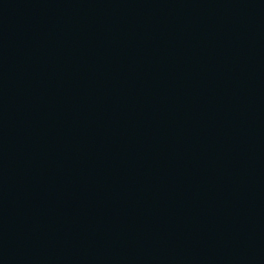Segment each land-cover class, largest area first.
Segmentation results:
<instances>
[{
	"label": "water",
	"instance_id": "95a60500",
	"mask_svg": "<svg viewBox=\"0 0 264 264\" xmlns=\"http://www.w3.org/2000/svg\"><path fill=\"white\" fill-rule=\"evenodd\" d=\"M0 264H264V0H0Z\"/></svg>",
	"mask_w": 264,
	"mask_h": 264
}]
</instances>
